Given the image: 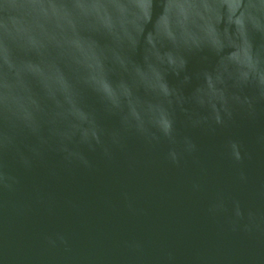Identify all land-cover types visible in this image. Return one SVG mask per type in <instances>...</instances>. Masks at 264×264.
Wrapping results in <instances>:
<instances>
[{"label":"water","instance_id":"obj_1","mask_svg":"<svg viewBox=\"0 0 264 264\" xmlns=\"http://www.w3.org/2000/svg\"><path fill=\"white\" fill-rule=\"evenodd\" d=\"M0 264H264V0H0Z\"/></svg>","mask_w":264,"mask_h":264}]
</instances>
